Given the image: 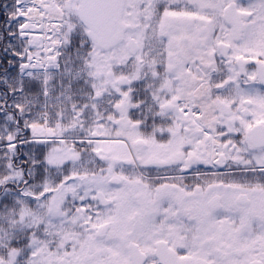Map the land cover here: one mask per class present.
Here are the masks:
<instances>
[{
  "label": "snow or ice",
  "instance_id": "snow-or-ice-1",
  "mask_svg": "<svg viewBox=\"0 0 264 264\" xmlns=\"http://www.w3.org/2000/svg\"><path fill=\"white\" fill-rule=\"evenodd\" d=\"M0 264H264V0H0Z\"/></svg>",
  "mask_w": 264,
  "mask_h": 264
}]
</instances>
